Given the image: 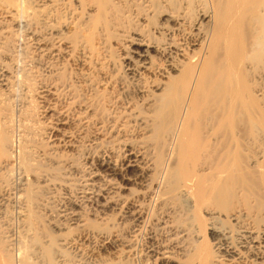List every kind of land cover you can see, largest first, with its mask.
<instances>
[{
	"label": "bare ground",
	"instance_id": "6f19581e",
	"mask_svg": "<svg viewBox=\"0 0 264 264\" xmlns=\"http://www.w3.org/2000/svg\"><path fill=\"white\" fill-rule=\"evenodd\" d=\"M107 36L123 80L96 90ZM175 201L195 264H264V0H0V264H127L107 212ZM167 240L162 264L186 250Z\"/></svg>",
	"mask_w": 264,
	"mask_h": 264
},
{
	"label": "rangeland",
	"instance_id": "374dc122",
	"mask_svg": "<svg viewBox=\"0 0 264 264\" xmlns=\"http://www.w3.org/2000/svg\"><path fill=\"white\" fill-rule=\"evenodd\" d=\"M87 13H93L95 22L104 23V19L100 18L98 14L94 13V11H90L89 9H85V13H80L83 19H85ZM135 19L136 18L133 19L132 23H136L134 22ZM127 27L128 26L124 27L123 29L125 30ZM105 28L107 32L113 31L114 34H119V30L113 29L111 26H105ZM96 35L97 32H95L94 36ZM106 39L107 41L105 47L103 49L100 48L102 54L101 56H99V60L94 62V68L93 66H91L92 72L95 69V74L97 76V82L94 86L96 90L101 89L102 86H105V82L110 78L112 79V86L117 85L121 79L123 80V78L119 76L122 70H120L118 64V56L120 55V53H122L120 45H122V43H124L125 41L121 40V38L118 36H107ZM95 42V45L99 47V43L96 39ZM66 67L68 72L72 71L75 75L79 71L78 69L86 71L88 69V64H83L82 62H80V60L69 59L67 60ZM118 71L119 73L116 76H113V73H117ZM119 87L120 84L118 85V89ZM80 156H78V158L81 160L82 158H80ZM122 188V186H119L118 191L121 192V194H124L123 197H125L132 191L139 189V186L131 182L126 185L125 189ZM63 201L68 204L70 203V206L72 207V203L68 199H65ZM60 205H63V203H56L55 201L53 202L52 199L51 203L46 206L48 208L43 210L42 213L39 212L42 222L45 223V225L47 224L46 221L48 218H53L56 215L58 211L55 208H60ZM79 205L83 207L80 208V206L74 205V208L79 209V213L82 214V216L95 218L96 220H98L97 216L92 215L93 212L95 213L94 208H92L94 206L91 207V205L89 206L88 204L83 203V201L79 202ZM92 209L94 211H92ZM120 214V210H109L105 215V217L109 220H104L103 226L108 228L107 231H111V229L112 231H115L119 235V237L126 242L124 248L128 250L127 257L125 259L127 264H162V257L159 256L156 259V256L153 257V255L158 251H163V249L168 246V235L174 232H180V236L186 239L183 243L185 244L186 250L179 254H177V251L174 252V254L169 253L170 256L168 260H170V264H195L197 262V258L193 250L195 235L190 226L189 214L187 213L183 203H181L180 201H175L174 203L170 204L163 203V205L161 206L149 208L146 220L144 221V223H140L139 225L136 221H133L131 219L129 221H126L125 219L123 220ZM202 217L204 218V214H202ZM60 219L62 220V218ZM99 221L101 220H98V222ZM163 221H166V223H164ZM68 226L69 225L66 222H63L59 227L62 229V231L67 232L68 229L64 228H67ZM204 228L205 229H203L201 233H198V237H200V239H207V241L210 242L208 229L209 224ZM127 245H129L130 247H128ZM82 261L86 264V261H88L87 257L84 256L82 258Z\"/></svg>",
	"mask_w": 264,
	"mask_h": 264
}]
</instances>
